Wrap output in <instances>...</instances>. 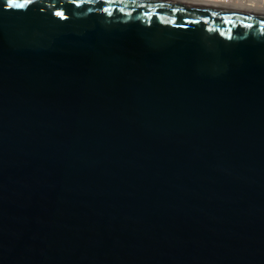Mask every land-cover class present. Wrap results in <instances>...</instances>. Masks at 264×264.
I'll return each mask as SVG.
<instances>
[{
    "label": "water",
    "instance_id": "obj_1",
    "mask_svg": "<svg viewBox=\"0 0 264 264\" xmlns=\"http://www.w3.org/2000/svg\"><path fill=\"white\" fill-rule=\"evenodd\" d=\"M0 264H264V13L0 0Z\"/></svg>",
    "mask_w": 264,
    "mask_h": 264
},
{
    "label": "bare ground",
    "instance_id": "obj_2",
    "mask_svg": "<svg viewBox=\"0 0 264 264\" xmlns=\"http://www.w3.org/2000/svg\"><path fill=\"white\" fill-rule=\"evenodd\" d=\"M181 1L264 13V0H181Z\"/></svg>",
    "mask_w": 264,
    "mask_h": 264
}]
</instances>
